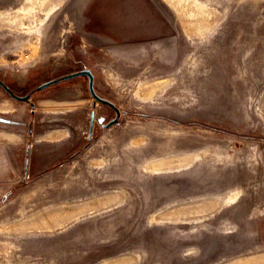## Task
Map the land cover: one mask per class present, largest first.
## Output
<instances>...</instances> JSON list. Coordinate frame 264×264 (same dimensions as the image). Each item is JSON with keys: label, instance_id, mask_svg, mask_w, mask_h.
Masks as SVG:
<instances>
[{"label": "rangeland", "instance_id": "374dc122", "mask_svg": "<svg viewBox=\"0 0 264 264\" xmlns=\"http://www.w3.org/2000/svg\"><path fill=\"white\" fill-rule=\"evenodd\" d=\"M88 1L0 0V264H264V0H147L136 42ZM82 70L110 128L87 77L36 90Z\"/></svg>", "mask_w": 264, "mask_h": 264}, {"label": "crops", "instance_id": "0c3cea01", "mask_svg": "<svg viewBox=\"0 0 264 264\" xmlns=\"http://www.w3.org/2000/svg\"><path fill=\"white\" fill-rule=\"evenodd\" d=\"M80 24L87 34L99 38L103 33L114 42L155 39L164 32L161 17L147 0H89ZM112 25L115 30L102 32Z\"/></svg>", "mask_w": 264, "mask_h": 264}, {"label": "water", "instance_id": "95a60500", "mask_svg": "<svg viewBox=\"0 0 264 264\" xmlns=\"http://www.w3.org/2000/svg\"><path fill=\"white\" fill-rule=\"evenodd\" d=\"M81 76H85L88 79V90H89V93H90L91 97L94 100V103H100V104L106 105V106H108L109 108H111L115 112V118L112 121H110L108 124L103 126V127L107 129V128H110L111 126L115 125L118 122L121 113H120L119 109L117 107H115V105L113 103H111L110 101L105 100L103 98H100L99 96L96 95V93L94 91V87H93V75H92V73L89 70H82V71H79V72H76V73H73V74H70V75H67V76H63V77L58 78V79H54V80L48 81V82L40 85L36 90L37 91H42V90H44V89H46V88H48V87H50L52 85L59 84L61 82H64V81H67V80H71V79H74V78H77V77H81ZM0 87L8 95H10V97H12L14 100L19 101V102L29 103L31 105V107L33 108V104L30 103V97H31L30 94L26 95V96H23V97H19V96L14 95L10 91V89L7 86L4 85V83L1 81V79H0Z\"/></svg>", "mask_w": 264, "mask_h": 264}, {"label": "flooded vegetation", "instance_id": "af4514ba", "mask_svg": "<svg viewBox=\"0 0 264 264\" xmlns=\"http://www.w3.org/2000/svg\"><path fill=\"white\" fill-rule=\"evenodd\" d=\"M2 81V80H1ZM3 82V81H2ZM4 83V82H3ZM5 86H7L5 83H4ZM8 87V86H7ZM10 89V91L13 93L12 89L10 87H8ZM14 94V93H13ZM15 95V94H14Z\"/></svg>", "mask_w": 264, "mask_h": 264}]
</instances>
